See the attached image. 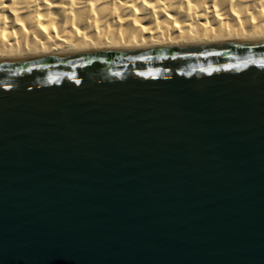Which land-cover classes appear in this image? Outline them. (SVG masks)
Returning a JSON list of instances; mask_svg holds the SVG:
<instances>
[{"label": "water", "instance_id": "95a60500", "mask_svg": "<svg viewBox=\"0 0 264 264\" xmlns=\"http://www.w3.org/2000/svg\"><path fill=\"white\" fill-rule=\"evenodd\" d=\"M0 264H264V41L0 58Z\"/></svg>", "mask_w": 264, "mask_h": 264}, {"label": "bare ground", "instance_id": "6f19581e", "mask_svg": "<svg viewBox=\"0 0 264 264\" xmlns=\"http://www.w3.org/2000/svg\"><path fill=\"white\" fill-rule=\"evenodd\" d=\"M264 41V0H0V58Z\"/></svg>", "mask_w": 264, "mask_h": 264}]
</instances>
